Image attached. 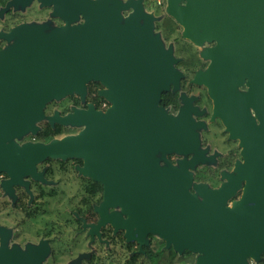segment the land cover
Segmentation results:
<instances>
[{"label": "water", "instance_id": "1", "mask_svg": "<svg viewBox=\"0 0 264 264\" xmlns=\"http://www.w3.org/2000/svg\"><path fill=\"white\" fill-rule=\"evenodd\" d=\"M141 2L76 0L82 25L49 36L38 29L17 34L16 44L0 55V168L5 167L6 143L35 135L44 120L50 126L82 128L78 136L36 152L40 157L84 159V173L105 189L99 225L124 230L127 242L136 241L140 252L151 234L179 254L200 255L197 264L258 259L264 251V0H166L186 39L216 42L205 54L209 69L195 82L219 102L225 115L219 108L215 115L227 117V131L243 148L237 177H228L217 191L195 187L202 201L188 193L187 168L197 155L188 164L179 163L180 171L161 169L152 158L159 151L192 152L198 125L188 106L177 117L158 107L161 93L170 85L176 88L180 74L173 69L172 51L152 37L151 17L139 26ZM129 7L134 12L121 25L119 12ZM91 81L109 83L114 105L106 115L89 106L66 116H45L47 104L72 94L83 96ZM244 81L247 93L240 94L237 87ZM240 181L246 182L241 200L226 207ZM116 205L128 219L106 214Z\"/></svg>", "mask_w": 264, "mask_h": 264}, {"label": "flooded vegetation", "instance_id": "2", "mask_svg": "<svg viewBox=\"0 0 264 264\" xmlns=\"http://www.w3.org/2000/svg\"><path fill=\"white\" fill-rule=\"evenodd\" d=\"M119 1L125 5L138 0ZM75 3L76 0H0V55L16 44L17 34L24 29H38L49 36L60 29L82 25L84 19L81 14H75ZM140 7L139 26L143 28L144 19L151 17L152 37L158 36L163 49L172 51L176 61L173 69L180 74L177 87L170 85L161 93L158 107L166 115L177 117L188 106L190 119L198 125L192 152L159 151L152 158L161 169L172 167L180 171L179 163L188 164L197 155L193 167L187 168L191 175L188 193L202 201L196 186L220 190L228 177L239 175L237 165L244 164L240 140L231 138L227 131V117L215 115L217 108L223 111L219 102L204 84L195 82L198 75L209 69L211 61L205 54L217 44H195L186 39L183 27L168 13L166 0L160 4L142 0ZM133 12L132 7L119 12L121 25ZM110 92L107 81H91L83 96L72 94L60 99L50 116L55 112L66 116L74 109L87 110L89 106L106 115L114 105ZM237 92L247 93L246 81L237 87ZM250 113L258 126L254 112L250 110ZM56 125L50 127L54 129ZM80 132L43 139L38 131L6 143L2 157L5 167L0 168L1 264H139L143 252L136 241L127 242L125 231L116 230L111 224L99 225L103 221L105 189L102 182L84 173V159L40 157L36 152L40 146L76 137ZM143 162L148 165L145 154ZM245 185L246 182H239L226 207L241 200ZM106 214H120L123 220L128 219L118 205L108 207ZM155 237L158 236L148 235V245L144 246L151 249L152 256L148 259L154 264H162L163 254L170 250L178 258L177 264H197L200 255L187 251L179 254ZM246 264H264V251L258 259L248 258Z\"/></svg>", "mask_w": 264, "mask_h": 264}, {"label": "rangeland", "instance_id": "3", "mask_svg": "<svg viewBox=\"0 0 264 264\" xmlns=\"http://www.w3.org/2000/svg\"><path fill=\"white\" fill-rule=\"evenodd\" d=\"M69 97V96H67ZM57 103H60L59 100H53L51 103H49L47 105V110L48 112H52V108L55 109V105ZM49 117V116H47ZM48 124L47 120H44L42 122H40L38 124V127L40 128L39 132L41 131V129H43L44 127H46V125ZM64 128V133L61 136H67V135H76L78 134L82 128H73V127H63ZM156 241H162L159 237H155ZM177 257L175 255V253L170 250L166 253L163 254V262L162 264H177ZM139 264H154V262L150 259H148V257L145 254H142V256L139 258Z\"/></svg>", "mask_w": 264, "mask_h": 264}, {"label": "trees", "instance_id": "4", "mask_svg": "<svg viewBox=\"0 0 264 264\" xmlns=\"http://www.w3.org/2000/svg\"><path fill=\"white\" fill-rule=\"evenodd\" d=\"M52 112L46 111L45 116H50ZM64 133V128L56 125L54 129L50 127L49 124L46 125L41 131L39 132L38 136H41V138L46 139L48 136H60ZM132 251V250H130ZM189 253V252H186ZM142 254H145L147 257L152 256V251L149 247H144L143 248V253H141L140 257Z\"/></svg>", "mask_w": 264, "mask_h": 264}, {"label": "built area", "instance_id": "5", "mask_svg": "<svg viewBox=\"0 0 264 264\" xmlns=\"http://www.w3.org/2000/svg\"><path fill=\"white\" fill-rule=\"evenodd\" d=\"M161 1H162V0H155V3H156V4H160Z\"/></svg>", "mask_w": 264, "mask_h": 264}]
</instances>
